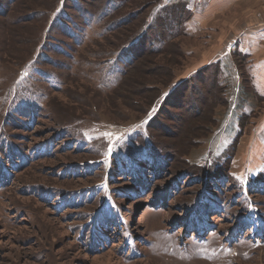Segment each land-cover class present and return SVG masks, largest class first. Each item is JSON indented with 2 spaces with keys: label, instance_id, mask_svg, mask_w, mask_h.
<instances>
[{
  "label": "rangeland",
  "instance_id": "obj_1",
  "mask_svg": "<svg viewBox=\"0 0 264 264\" xmlns=\"http://www.w3.org/2000/svg\"><path fill=\"white\" fill-rule=\"evenodd\" d=\"M260 24L264 0H0V264H264V45H231Z\"/></svg>",
  "mask_w": 264,
  "mask_h": 264
},
{
  "label": "crops",
  "instance_id": "obj_2",
  "mask_svg": "<svg viewBox=\"0 0 264 264\" xmlns=\"http://www.w3.org/2000/svg\"><path fill=\"white\" fill-rule=\"evenodd\" d=\"M221 1V0H220ZM227 1V0H226ZM232 2L233 0H229ZM249 23V22H248ZM231 45H237V51L244 55H254L257 48L260 45H264V24L250 25L246 29L242 30ZM260 68L256 71L255 79L258 85V89L264 95V57L256 63Z\"/></svg>",
  "mask_w": 264,
  "mask_h": 264
},
{
  "label": "trees",
  "instance_id": "obj_3",
  "mask_svg": "<svg viewBox=\"0 0 264 264\" xmlns=\"http://www.w3.org/2000/svg\"><path fill=\"white\" fill-rule=\"evenodd\" d=\"M239 53V52H238Z\"/></svg>",
  "mask_w": 264,
  "mask_h": 264
}]
</instances>
